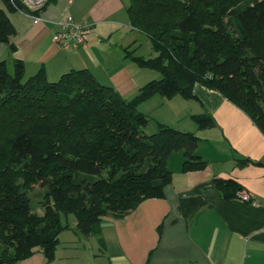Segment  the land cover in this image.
Wrapping results in <instances>:
<instances>
[{
	"label": "trees",
	"instance_id": "1",
	"mask_svg": "<svg viewBox=\"0 0 264 264\" xmlns=\"http://www.w3.org/2000/svg\"><path fill=\"white\" fill-rule=\"evenodd\" d=\"M23 0H3L0 42L11 51L16 33L8 13L34 15ZM130 23L154 52L123 47L150 79L127 98L101 83L87 68L71 69L49 81L41 67L25 77L24 62L9 71L0 59V264H14L40 249L55 256L59 234L69 228L62 216L74 214L84 235L101 233L104 215L121 217L148 198L164 196L172 180L167 159L182 151V172L202 170L208 161L196 154L199 138L157 122L138 106L160 95L194 98L199 83L241 108L264 133V0H128ZM199 129L215 126L207 113L192 114ZM238 164H260L247 158ZM223 198L237 197L240 183L213 178ZM42 188V213L29 195ZM201 197L181 198L188 217L204 205Z\"/></svg>",
	"mask_w": 264,
	"mask_h": 264
},
{
	"label": "crops",
	"instance_id": "2",
	"mask_svg": "<svg viewBox=\"0 0 264 264\" xmlns=\"http://www.w3.org/2000/svg\"><path fill=\"white\" fill-rule=\"evenodd\" d=\"M23 1L33 10L44 5ZM128 3L55 0L34 15L10 12L16 28L10 41L16 50L0 42V59L8 68L14 59H22L25 77L43 67L49 81L71 69L87 68L101 83L129 98L155 74L124 56L123 47L138 51L139 39L145 36L131 25ZM67 13L89 25L85 44L75 50H64L53 40L58 21ZM193 94L194 98L156 94L138 109L152 116L145 127L148 134L157 130V122L194 132L199 138L196 154L208 161L206 168L182 172L183 152L174 151L167 159L172 180L163 197L145 199L121 217L102 216L99 236L82 234L76 218L68 215L69 228L60 232L52 261L38 249L14 264H264V133L218 91L196 83ZM200 113L210 115L216 125L199 129L191 115ZM239 158L260 164L240 165ZM215 177L236 180L254 202L223 198ZM189 197H201L205 203L184 217L179 201Z\"/></svg>",
	"mask_w": 264,
	"mask_h": 264
},
{
	"label": "built area",
	"instance_id": "3",
	"mask_svg": "<svg viewBox=\"0 0 264 264\" xmlns=\"http://www.w3.org/2000/svg\"><path fill=\"white\" fill-rule=\"evenodd\" d=\"M38 19V17L34 18V20ZM57 24L58 29L53 34V40L60 48L64 50H75L85 44V37L89 31V25L87 22L77 20L74 16L67 13ZM237 197L244 201L254 202L250 195L244 191H239Z\"/></svg>",
	"mask_w": 264,
	"mask_h": 264
},
{
	"label": "rangeland",
	"instance_id": "4",
	"mask_svg": "<svg viewBox=\"0 0 264 264\" xmlns=\"http://www.w3.org/2000/svg\"><path fill=\"white\" fill-rule=\"evenodd\" d=\"M47 0H42V5L46 3ZM139 42L140 44L138 45V47L140 46L139 50L137 51V53L139 54H143L144 56H150V55H153L154 52L151 48V45H150V42L148 41V39L145 38V36H141L140 39H139ZM10 72H12L13 68L12 67H9L8 68ZM146 70H149L151 72H153V74H155L154 78L157 79L160 77V74L156 71H152L150 69H146ZM150 116V115H149ZM150 121H152V116L150 117ZM149 121V122H150ZM31 199H32V203L34 205V210L38 213H42V206H41V199H42V188L39 186V185H35L32 190L30 191L29 193ZM238 198V197H237ZM70 217L69 218H72V217H75L74 214L70 213L68 214ZM67 215V216H68ZM67 216H62V222L63 223H68V220L66 219ZM69 224V223H68Z\"/></svg>",
	"mask_w": 264,
	"mask_h": 264
},
{
	"label": "water",
	"instance_id": "5",
	"mask_svg": "<svg viewBox=\"0 0 264 264\" xmlns=\"http://www.w3.org/2000/svg\"><path fill=\"white\" fill-rule=\"evenodd\" d=\"M42 2V1H40ZM42 5V3H39V2H30V6H33V7H40Z\"/></svg>",
	"mask_w": 264,
	"mask_h": 264
},
{
	"label": "bare ground",
	"instance_id": "6",
	"mask_svg": "<svg viewBox=\"0 0 264 264\" xmlns=\"http://www.w3.org/2000/svg\"><path fill=\"white\" fill-rule=\"evenodd\" d=\"M40 1H42V0H34V2H39V3H41Z\"/></svg>",
	"mask_w": 264,
	"mask_h": 264
}]
</instances>
